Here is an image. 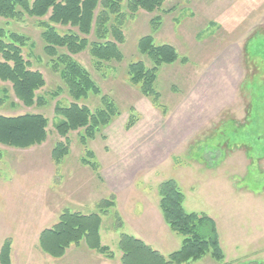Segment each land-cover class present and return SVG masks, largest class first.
Returning <instances> with one entry per match:
<instances>
[{
    "label": "rangeland",
    "instance_id": "374dc122",
    "mask_svg": "<svg viewBox=\"0 0 264 264\" xmlns=\"http://www.w3.org/2000/svg\"><path fill=\"white\" fill-rule=\"evenodd\" d=\"M163 11L150 14L140 10L126 23L125 43L120 45L122 62L96 69L88 52L76 57L121 113L87 149L95 154L100 170L101 165L103 170L115 172L130 171L132 165L140 169L134 189L137 200L146 199L136 202L141 210L145 204L159 203L160 183L174 180L185 195V210L206 214L215 221L225 264L264 262V0H166ZM157 15L161 25L153 31L151 20ZM7 22L0 18V27H6ZM7 28L31 39L34 46L26 48L24 56L44 75L46 87L39 94L46 104L27 108L15 97L10 84L0 83L8 91L0 115H44L49 120V135L43 145L28 150L0 144V250L11 239L12 264H61L39 249L34 242L36 229L47 221L45 205L58 215L68 209L62 203L70 199L61 193L77 180V168L83 165L87 149L78 132H71L70 153L55 165L52 151L65 137L55 129L54 107L57 103L69 106L72 100L47 64L36 22L30 18L11 21ZM145 36H152L156 45L175 47L188 60L187 64L176 62L159 69L156 90L167 114L130 83L127 73L129 64L138 61L152 66L138 52V42ZM56 92L58 97L52 99ZM82 104L95 110L101 102L91 98ZM132 115L137 116V124L127 129ZM178 116L183 119L177 120ZM194 116L199 119L190 120ZM179 126L184 128L176 130ZM189 126H196V130ZM44 181L56 193L48 199L44 196L48 186L38 184ZM101 182L98 204L113 196ZM96 197L93 194L91 199ZM114 211L102 216L100 234L102 244L121 255L118 236L130 231L122 226L117 235L112 233L110 227L114 228L117 220ZM22 222L28 227H20ZM57 222L58 218L49 221ZM18 234L29 235L30 243L20 245L28 249L18 245L16 250ZM176 238L182 240L179 235Z\"/></svg>",
    "mask_w": 264,
    "mask_h": 264
},
{
    "label": "trees",
    "instance_id": "16d2710c",
    "mask_svg": "<svg viewBox=\"0 0 264 264\" xmlns=\"http://www.w3.org/2000/svg\"><path fill=\"white\" fill-rule=\"evenodd\" d=\"M166 0H0V18L11 22L33 19L41 30L43 52L47 64L59 76L72 103L54 107V126L57 133L65 137L52 151L55 165L69 155L68 135L78 132L80 143L87 149L88 143L96 139L102 129L107 128L121 113L117 103L103 94L102 89L76 57L88 52L96 69L103 64L122 62L120 45L125 43L126 23L140 10L150 14L160 13ZM164 12V11H163ZM159 15L151 20L153 31L161 25ZM0 27V83L10 84L15 97L27 108L45 106L46 99L39 92L46 87L44 75L32 68L24 56L28 47H33L31 39L8 27ZM138 52L152 63L148 67L143 61L128 66L130 83L139 88L154 107L167 114L161 103V94L156 90L159 69L176 62L187 64L175 47L156 45L152 36L142 37L138 42ZM58 97V93L50 96ZM99 98L101 105L90 109L83 101ZM8 101V91L0 87V105ZM135 114L134 110H131ZM135 115L130 117L127 129L137 124ZM49 120L41 114L26 113L18 116L0 115V144L9 148L28 150L43 145L48 139ZM82 164L88 165L96 173L100 166L92 150L87 149ZM159 206L165 223L182 237L179 250L163 256L142 240L128 234H121L118 250L120 264H188L209 257L216 264H225V253L221 247L215 221L203 213H189L184 208L185 195L174 180L160 183L158 187ZM115 197L102 200L97 212L91 215L63 210L58 222L41 232L39 247L53 259H61L73 246L84 243L109 259L114 254L101 242L102 216L115 210ZM115 212V211H114ZM114 229L122 228V220L114 213ZM12 240L7 239L0 250V264L11 262ZM247 264H264L250 260Z\"/></svg>",
    "mask_w": 264,
    "mask_h": 264
},
{
    "label": "crops",
    "instance_id": "0c3cea01",
    "mask_svg": "<svg viewBox=\"0 0 264 264\" xmlns=\"http://www.w3.org/2000/svg\"><path fill=\"white\" fill-rule=\"evenodd\" d=\"M206 97V96H205ZM197 98H195L193 101L195 102ZM206 116V115H205ZM182 116H178L177 120H182ZM207 118V116H206ZM196 119H199L198 117H193L190 120L196 121ZM189 120V121H190ZM184 127H176V130H181ZM188 129L190 130H196V126H189ZM199 129V128H197ZM52 158V157H51ZM82 165V164H81ZM55 166V165H54ZM130 167V171L127 170H120V172H115L114 170H111L109 168H105L103 170V167L101 165V170L99 173H96L92 168L82 165L77 168V175L75 178L76 181L73 182V188H66V190H62V195H65L66 199H70V201H63L62 205H66L65 207L68 209H71L72 212L81 213L83 215H91L93 214V210L97 208V204L99 201V185L101 180L107 187L109 191H111L112 195L115 197V210L118 211L120 216L123 219V227H128L130 233H127L128 235H131L135 238H138L142 240L144 243H146L148 246L152 247L154 250L160 252L163 256H168L171 253L177 251L180 249L182 240H178L176 237L178 236L175 234L169 226L165 223L162 211L160 209L159 203L157 205H144V209L141 210V208L136 207V202H145V200H142L141 198H136V192H135V185H136V175L139 173L140 169H135L133 167ZM55 168V167H54ZM132 172L130 179L129 173ZM99 174V175H98ZM38 184H45L48 186L46 191L44 192L45 199H48L49 195L52 197L53 193L50 188L51 185L46 183H40ZM93 194H96L97 197L95 199H91ZM61 195V196H62ZM68 197V198H67ZM44 199V200H45ZM43 201V203H45ZM160 202V201H159ZM46 210L45 212L48 213L45 216V219L47 220L44 223H40L38 225L39 228L36 229V236L34 239V242L38 244L39 247V236L42 231L46 229L52 228L55 224L49 223L50 219L59 218L58 212L51 210L50 207L45 205ZM55 217V218H53ZM22 228L28 227L26 223L22 222L20 224ZM237 225V224H236ZM19 227V228H20ZM122 227V228H123ZM121 228V229H122ZM217 228V226H216ZM120 229V230H121ZM240 228H237L238 230ZM110 230L112 233L117 232L113 227H110ZM119 230V231H120ZM218 231V229H217ZM219 239L221 247L223 248L222 243V237L218 231ZM101 235V234H100ZM118 236V241H119ZM29 235H22L15 239V248L17 250L18 245L23 244H29L30 243ZM172 243H169L171 242ZM101 242H102V235H101ZM34 244V243H33ZM103 246H107L102 244ZM21 247V246H20ZM109 247V246H107ZM118 247V243H117ZM28 249L27 247H21L20 249ZM237 249H240V247H236ZM40 249V248H39ZM114 254V253H113ZM205 259V257L203 258ZM201 259V260H203ZM207 262H210L212 264H216L215 262H212L210 258H206ZM201 260L196 262H191L188 264H199L203 263ZM61 264H120L121 263V255L114 254V258L109 260L105 256L98 254L95 251H91L85 246L84 243H81L79 246H73L71 247L65 254V256L61 259Z\"/></svg>",
    "mask_w": 264,
    "mask_h": 264
}]
</instances>
